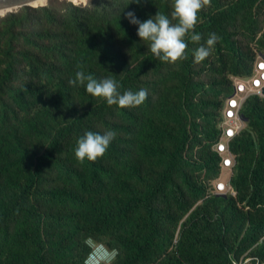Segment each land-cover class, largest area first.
Instances as JSON below:
<instances>
[{
    "label": "trees",
    "instance_id": "obj_1",
    "mask_svg": "<svg viewBox=\"0 0 264 264\" xmlns=\"http://www.w3.org/2000/svg\"><path fill=\"white\" fill-rule=\"evenodd\" d=\"M62 1L61 11L25 7L0 19V264H83L88 236L107 237L113 264H211L218 254L226 264L228 252L256 244L264 99L244 102L246 128L229 145L234 198L210 196L220 175L210 145L228 76L251 75L264 57V0H211L195 32L205 46L211 33L217 41L197 64L187 37L186 59L161 62L123 14L171 18L173 0ZM80 64L121 93L146 90V101L109 106L69 85ZM87 131L116 135L103 157L81 163L74 150Z\"/></svg>",
    "mask_w": 264,
    "mask_h": 264
},
{
    "label": "clouds",
    "instance_id": "obj_2",
    "mask_svg": "<svg viewBox=\"0 0 264 264\" xmlns=\"http://www.w3.org/2000/svg\"><path fill=\"white\" fill-rule=\"evenodd\" d=\"M130 3L139 5L141 0H130ZM210 3L211 0H173L171 18L159 11L155 16L143 21L137 18L135 10L123 11V14L130 24L138 26V37L142 41L149 42V50L161 62L175 63L178 60L186 59L188 50L187 37L193 44L199 45L192 51L194 61L199 63L206 57L210 58V50L217 41L216 34L211 33L206 40L205 46V44L201 43L202 34L195 32L196 25L199 22L200 11L205 6H209ZM42 6L44 4L36 6L30 4V6L22 7L37 8ZM11 11L2 12L1 14H7ZM260 65L263 66L262 69H260ZM77 68L78 70L75 72L74 77L68 81L69 85L73 87L84 86L87 93L97 98H103L109 106L116 105L120 108L138 107L148 97V93L144 89L136 92L127 90L121 93L118 82L112 77L97 79L93 74L86 73L82 64L77 65ZM251 70V75L247 77L228 76L229 80H231L230 93L223 99L219 111L220 120L217 125L219 135L217 140L210 145V151L218 156L220 166V175L212 184L210 196H230L234 198L236 195L229 184L232 174L231 170L234 165V157L229 151V145L246 128L247 119L241 115V108L244 102L250 97L264 99L263 56L257 55ZM254 81H258V83H254ZM229 129L232 130L231 135L227 134ZM115 135L114 131H107L104 134L93 131L85 132L76 142L77 146L74 150L76 159L81 163L85 159L96 162L98 158L105 155ZM218 144L224 145L225 150L223 152L218 151ZM184 154L186 156V150ZM193 158L195 157L193 156ZM224 171L229 172L227 178H222ZM263 240L264 236L243 252H228L226 254V264H264V258H260L257 253V249L262 245ZM106 241L107 237L99 240L94 239L92 236L86 237L84 244L88 247V251L83 259V264H113L117 250L110 249ZM173 242L176 243V239ZM221 255L218 254L211 258L210 263H218Z\"/></svg>",
    "mask_w": 264,
    "mask_h": 264
},
{
    "label": "rangeland",
    "instance_id": "obj_3",
    "mask_svg": "<svg viewBox=\"0 0 264 264\" xmlns=\"http://www.w3.org/2000/svg\"><path fill=\"white\" fill-rule=\"evenodd\" d=\"M48 1V0H47ZM47 1H45L44 2V6H42V7H52V8H54L55 10H57V11H61L64 7H66V3H69V2H67V1H60V0H53V1H51V2H47ZM90 1L91 0H84V2L83 3H75L74 5H76V6H80V7H85L86 6V4H88V3H90ZM74 3V2H73ZM73 3H70V4H73ZM91 5V4H90ZM22 8H25V7H22ZM22 8H20V9H22ZM20 9H18V10H20ZM204 10H209V6H205L204 8H203ZM13 11H17V10H13ZM13 11H11V12H13ZM5 14V13H4ZM4 14H1L0 15V19H2V17L3 16H5ZM26 21V20H25ZM25 21H23L21 24L24 26L26 23H25ZM5 30V23H2V24H0V31L2 32V31H4ZM22 32H27V29H23V31ZM210 58L207 60V62H210ZM195 64H197V63H195ZM203 75V74H202ZM16 86H18L19 85V81L18 80H16V81H14L13 82ZM228 175H229V172L228 171H224L223 172V175H222V178H227L228 177Z\"/></svg>",
    "mask_w": 264,
    "mask_h": 264
},
{
    "label": "water",
    "instance_id": "obj_4",
    "mask_svg": "<svg viewBox=\"0 0 264 264\" xmlns=\"http://www.w3.org/2000/svg\"><path fill=\"white\" fill-rule=\"evenodd\" d=\"M35 0H0V11L4 12L16 10L22 6H30V3ZM264 93V90H263Z\"/></svg>",
    "mask_w": 264,
    "mask_h": 264
},
{
    "label": "built area",
    "instance_id": "obj_5",
    "mask_svg": "<svg viewBox=\"0 0 264 264\" xmlns=\"http://www.w3.org/2000/svg\"><path fill=\"white\" fill-rule=\"evenodd\" d=\"M259 67H260V69H262L263 66L260 65ZM262 77H264V75H262ZM254 83H258V81H254ZM231 133H232V130H230V129L227 130L228 135H231ZM217 149H218V151H221V152H223L225 150L224 145H222V144H218Z\"/></svg>",
    "mask_w": 264,
    "mask_h": 264
},
{
    "label": "bare ground",
    "instance_id": "obj_6",
    "mask_svg": "<svg viewBox=\"0 0 264 264\" xmlns=\"http://www.w3.org/2000/svg\"><path fill=\"white\" fill-rule=\"evenodd\" d=\"M45 1H47V0H35V1L31 2L30 4H31L32 6H36V5L44 4ZM83 1H84V0H83ZM4 11H5V10H1V11H0V14H1L2 12H4Z\"/></svg>",
    "mask_w": 264,
    "mask_h": 264
}]
</instances>
